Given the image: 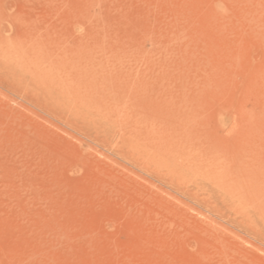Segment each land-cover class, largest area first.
<instances>
[{
    "label": "rangeland",
    "instance_id": "obj_1",
    "mask_svg": "<svg viewBox=\"0 0 264 264\" xmlns=\"http://www.w3.org/2000/svg\"><path fill=\"white\" fill-rule=\"evenodd\" d=\"M0 264H264V0H0Z\"/></svg>",
    "mask_w": 264,
    "mask_h": 264
},
{
    "label": "bare ground",
    "instance_id": "obj_2",
    "mask_svg": "<svg viewBox=\"0 0 264 264\" xmlns=\"http://www.w3.org/2000/svg\"><path fill=\"white\" fill-rule=\"evenodd\" d=\"M248 174V173H247ZM243 177V176H242ZM245 177V176H244ZM250 177V176H249ZM248 178V177H247ZM247 181V180H246ZM236 182V181H235Z\"/></svg>",
    "mask_w": 264,
    "mask_h": 264
}]
</instances>
